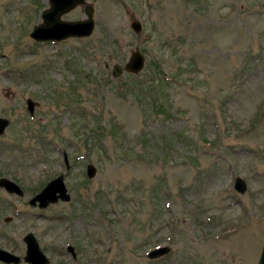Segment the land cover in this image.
I'll return each instance as SVG.
<instances>
[{
	"label": "rangeland",
	"instance_id": "rangeland-1",
	"mask_svg": "<svg viewBox=\"0 0 264 264\" xmlns=\"http://www.w3.org/2000/svg\"><path fill=\"white\" fill-rule=\"evenodd\" d=\"M85 1L88 37L39 42L29 32L47 0H0V176L24 192L0 188V248L23 256L30 232L49 264H255L264 0ZM83 8L61 19H81ZM134 47L142 70L113 76ZM61 173L68 201L27 204ZM164 245L168 253L146 257Z\"/></svg>",
	"mask_w": 264,
	"mask_h": 264
},
{
	"label": "water",
	"instance_id": "water-1",
	"mask_svg": "<svg viewBox=\"0 0 264 264\" xmlns=\"http://www.w3.org/2000/svg\"><path fill=\"white\" fill-rule=\"evenodd\" d=\"M85 0H47L48 6L40 13L41 22L32 26L29 37L35 41H60L69 37L85 38L88 37L94 28V21L92 18V6L85 3ZM84 4L83 15L84 17L77 20H63L61 15L73 9L77 5ZM129 27L134 34L141 31L140 22L131 16ZM144 55L139 51L138 47H134L130 51L127 60L123 63L122 67L114 65L112 69L113 76H117L121 71L130 74L139 73L144 66ZM34 102L29 98L26 99L27 110L32 114ZM8 120L0 117V135L3 133L4 128L7 126ZM264 151V143L262 145ZM63 162L65 170L68 169V162L65 153L63 152ZM85 174L88 178L93 177L95 168L93 165L88 164L85 168ZM0 188L9 194H14L18 197L24 195L23 190L13 180L1 176ZM233 188L238 193L242 194L246 189L244 180L240 177H235L233 181ZM70 195L64 184V174H58L53 177L34 195L28 200L27 204L36 206L37 208H45L49 204L57 201H68ZM9 217L4 218L8 221ZM25 250L23 256H18L6 249L0 248V262L4 264H19L23 261L27 264H49V259L39 248L34 235L30 232L22 236ZM66 250L74 257L73 247L66 246ZM169 247L167 245L157 246L150 249L146 253L149 259L158 258L168 253ZM255 264H264V243L260 249L257 261Z\"/></svg>",
	"mask_w": 264,
	"mask_h": 264
},
{
	"label": "trees",
	"instance_id": "trees-1",
	"mask_svg": "<svg viewBox=\"0 0 264 264\" xmlns=\"http://www.w3.org/2000/svg\"><path fill=\"white\" fill-rule=\"evenodd\" d=\"M132 76H135V75H132ZM132 78H134V77H132ZM141 90V89H140ZM142 95H143V93H142ZM60 97V96H59ZM82 121V119H80V121L79 122H81ZM83 122V121H82ZM100 133V132H99ZM98 138V137H97Z\"/></svg>",
	"mask_w": 264,
	"mask_h": 264
}]
</instances>
